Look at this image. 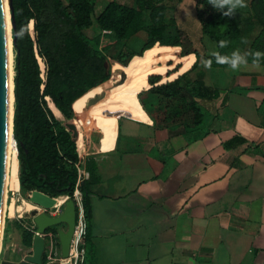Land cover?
Returning a JSON list of instances; mask_svg holds the SVG:
<instances>
[{
    "label": "crops",
    "instance_id": "1",
    "mask_svg": "<svg viewBox=\"0 0 264 264\" xmlns=\"http://www.w3.org/2000/svg\"><path fill=\"white\" fill-rule=\"evenodd\" d=\"M143 67L86 124L122 108L132 117L74 138L100 177L90 195L94 264H264V65H200L194 101L210 116L197 138L146 112Z\"/></svg>",
    "mask_w": 264,
    "mask_h": 264
},
{
    "label": "trees",
    "instance_id": "2",
    "mask_svg": "<svg viewBox=\"0 0 264 264\" xmlns=\"http://www.w3.org/2000/svg\"><path fill=\"white\" fill-rule=\"evenodd\" d=\"M93 1L11 0L15 22L12 29L15 53L12 132L13 141H16L13 150L17 158L14 165L19 172L18 184L22 190L32 192L30 195H41L59 202V198L64 199L66 195L72 197L74 190L78 188L81 193L83 226L82 264H94L90 195L92 186L100 177L93 159L82 161L79 157L75 140L56 116H63L67 123L77 120L81 125L86 124L90 107L119 94L128 79L127 68L137 56L126 67L115 65L110 77L107 55L97 41L83 32L92 25ZM133 1L135 7L115 0L108 2L97 16L96 23L101 30L112 32L117 40H127L144 28L143 12L148 11L150 28L142 46L143 53L157 44L159 46L145 66L148 71L146 87L149 83L150 93L165 98L175 97L182 90V86H179L182 76L178 73L185 71L184 59L191 66L195 56L189 54L178 58L175 47L181 46L180 33L164 34L166 27L174 22L173 7L163 3V0ZM196 6L202 33L216 43V52L227 54L219 46L222 35L215 32V27L223 25L228 33L238 35L240 28L235 15L224 17L218 10L220 20L216 21L209 11L215 8L209 0H197ZM249 7L259 30L248 51L264 52V0H250ZM31 24L35 32L34 38L29 33ZM165 49L170 55L168 61L172 60L174 64L179 62L181 65L178 71L163 80L178 75L177 77L157 84L159 76L151 75L163 73L167 68L159 59ZM37 56L43 59L45 66L43 78ZM209 58L211 55L204 56V59ZM260 64L264 65V59H261ZM224 66L226 65L216 64L213 60L212 67ZM171 67L173 65L169 66ZM106 80L108 81L105 82ZM97 97L99 98L96 100ZM189 107L191 123L186 125V130L197 132V138L205 133L202 129L210 114L194 100L189 103ZM82 163L88 172L87 179H81ZM28 202L37 206L31 200ZM32 237L30 230L22 231V241L26 246H31Z\"/></svg>",
    "mask_w": 264,
    "mask_h": 264
},
{
    "label": "rangeland",
    "instance_id": "3",
    "mask_svg": "<svg viewBox=\"0 0 264 264\" xmlns=\"http://www.w3.org/2000/svg\"><path fill=\"white\" fill-rule=\"evenodd\" d=\"M112 0H94L93 1V14H92V25L85 29L83 32L88 37L94 39L99 43V46L105 54L107 55V61L110 65V77L112 74V69L115 65L126 67L131 59L135 56V62L133 66H144L139 72L138 80L139 84H142L146 79L145 76V66L150 60L155 47L145 50V55L143 53L142 46L146 40V33L150 28V22L148 18V11L143 12L144 16V28L134 35H132L127 40H117L114 34L108 30H101L96 23V18L106 6L108 2ZM121 4L135 7L133 0H115ZM247 7L238 8L235 13L237 24L240 28V33L238 35H233L227 32V29L223 25H217L215 27V32L221 34V41H226L227 46L221 48L230 54L236 49H240L243 53L248 51L249 45L253 37L257 34L259 30V25L254 19L253 13L249 7L250 0H245ZM163 3L170 7H173L174 22L169 24L164 34H174L179 32L181 35V46H177L176 56L178 58L185 57L189 54L195 56L194 62L189 65L186 59H184V70L178 75H181L179 86H182V90L177 93L175 97L165 98L160 95L152 94L149 92L150 85L145 87L140 91L139 99L141 100L146 112L152 116L153 120L161 125H189L191 123V110L189 103L194 100V97L198 94V88L196 86V78L198 77V72L200 71V59L201 57L211 52L215 51L216 43L208 38L207 35L202 33L201 24L196 16L197 0H163ZM216 21L220 18L217 16L218 10L212 8L209 10ZM33 21V20H32ZM29 33L32 38L35 37V32L33 29V24L29 28ZM12 35V29H11ZM157 44V43H156ZM158 45V44H157ZM13 51V78H14V49ZM196 53V54H195ZM169 53L165 49L160 55V62L165 64L167 67L163 73H158L151 75L159 76V81L157 84L165 83L172 79H164L175 73L180 68L181 63L174 64L172 60H169ZM173 67L169 68V66ZM40 69L44 70L43 63H39ZM187 66H190L189 68ZM188 68V69H187ZM44 76V75H43ZM109 77V79H110ZM150 77V76H149ZM108 79V80H109ZM106 80L105 82H107ZM163 80V81H162ZM102 82V83H105ZM100 83V84H102ZM98 84V85H100ZM96 85V86H98ZM94 86V87H96ZM99 97L96 98V100ZM116 99L120 100V96H115ZM50 100V99H49ZM93 100V101H96ZM47 101V100H46ZM51 101V100H50ZM90 104V102H89ZM48 105V103H47ZM89 111V110H88ZM132 117L131 113L126 111L118 116L114 117L116 120L119 116ZM56 116V115H55ZM64 127L70 132L72 138H75L76 132H82L85 139H88L97 129H92V126L87 124L82 125L81 129H78L72 123H67L63 116H56ZM77 121V120H76ZM14 141L12 145V154L10 157V167H9V184L8 192L5 198L6 208L3 214L2 229L0 235V262L7 260L10 262H19L25 256L32 254V247L26 246L22 241V231L29 228L33 224V218L37 213L45 211L50 216H58L62 211L66 198L60 199L59 201L52 200L48 197L41 195H30L32 192L24 191L20 188L18 184V169L14 165L17 158L15 156ZM11 191H15L16 195H12ZM14 197V200H12ZM69 197L67 196V199ZM32 201L35 205H31L28 201ZM76 200V199H75ZM44 209H41L40 207ZM51 228V229H50ZM66 225L60 223L48 227L45 231L51 232L53 237L45 241V247L42 253V264H59L60 263V243L57 236L58 229H65ZM43 257L45 261L43 262Z\"/></svg>",
    "mask_w": 264,
    "mask_h": 264
},
{
    "label": "water",
    "instance_id": "4",
    "mask_svg": "<svg viewBox=\"0 0 264 264\" xmlns=\"http://www.w3.org/2000/svg\"><path fill=\"white\" fill-rule=\"evenodd\" d=\"M10 15L12 29L15 22L13 19L12 4L10 0ZM14 39L12 38V44ZM8 56H7V40H6V27L4 16L3 0H0V221L1 209L3 201L4 179H5V166H6V149H7V133H8ZM14 114V111H13ZM54 114V113H53ZM13 126V120H12ZM15 141V139H14ZM16 143V141H15ZM76 218V204L72 199H67L62 211L56 217L49 216L45 211L37 213L33 218V223L36 227V233L32 237L31 247L32 254L25 256L19 262H10L3 260L0 264H42V253L45 247V240L42 233L46 228L64 223L65 229H58L57 236L60 243V256L63 259L68 257L69 246L74 230ZM59 264H68L64 260Z\"/></svg>",
    "mask_w": 264,
    "mask_h": 264
},
{
    "label": "bare ground",
    "instance_id": "5",
    "mask_svg": "<svg viewBox=\"0 0 264 264\" xmlns=\"http://www.w3.org/2000/svg\"><path fill=\"white\" fill-rule=\"evenodd\" d=\"M3 5H4V16H5V27H6V40H7L9 92H8V133H7V149H6V166H5L3 201H2V209H1L0 235H1V229H2L3 214H4V210L6 208L5 198H6V194L8 192V184H9L10 157L12 154V145H13L12 120H13V111H14V93H13L14 83H13V70H12L13 51H12V35H11L12 23H11V15H10V0H3ZM158 46H159V44L156 45L155 51H156ZM145 52L142 54V56L145 55ZM134 62H135V57H134V60L132 61V63L130 64V66L127 68V71H128L127 82H126L125 86L122 88V90H120L118 93H120L121 91H123L124 89H126L129 86V84L131 82V69H132ZM145 87H146V85H145ZM118 93H116V94H118ZM91 108L92 107H90V109ZM123 112H125V108H122V113ZM118 115H116V116H118ZM113 119L114 118H112L111 120H108V121H104V122H101V121L96 122L92 126V128L93 129L105 128L115 121ZM86 122H87V116H86ZM11 194L15 196L16 192L11 191ZM64 197L67 200V197L66 196H64ZM12 200H14V197ZM51 217H54V216H51Z\"/></svg>",
    "mask_w": 264,
    "mask_h": 264
},
{
    "label": "clouds",
    "instance_id": "6",
    "mask_svg": "<svg viewBox=\"0 0 264 264\" xmlns=\"http://www.w3.org/2000/svg\"><path fill=\"white\" fill-rule=\"evenodd\" d=\"M217 10L223 13L224 17H233L238 8H245L247 4L245 0H209ZM221 48L227 46L226 41H220ZM249 57H251L252 67L258 68L260 66L261 59H264V52L257 51H245L241 52L240 49L232 51L230 54H221L220 52H212L211 58L204 59L203 56L200 59V63L203 67L210 69L213 64V60L216 64L227 65L232 70H239L242 66L247 67L249 64Z\"/></svg>",
    "mask_w": 264,
    "mask_h": 264
},
{
    "label": "built area",
    "instance_id": "7",
    "mask_svg": "<svg viewBox=\"0 0 264 264\" xmlns=\"http://www.w3.org/2000/svg\"><path fill=\"white\" fill-rule=\"evenodd\" d=\"M37 60L40 63H43V59L39 56H37ZM44 65V63H43ZM45 73V66L44 70H41V76L42 78L44 77ZM80 175L81 179H87L88 178V172L85 171V169L80 168ZM68 195H66L67 197ZM68 199H72L74 203L76 204V218H75V225H74V230L72 233L71 241H70V246H69V253L68 257L66 259L61 258L60 256V262L66 260L68 261V264H82L83 262V257H84V249L82 246V208H81V193L76 187L74 190L73 196L70 197L68 196ZM76 199V200H75ZM44 211V210H43ZM47 229V228H46ZM27 230H30L33 235L36 233V227L35 224L33 223ZM44 236V240L46 241L47 239H52L53 235L51 232L44 231L42 233Z\"/></svg>",
    "mask_w": 264,
    "mask_h": 264
}]
</instances>
